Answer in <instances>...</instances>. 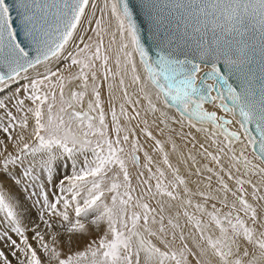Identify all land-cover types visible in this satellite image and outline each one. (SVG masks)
Wrapping results in <instances>:
<instances>
[{"label":"snow or ice","instance_id":"obj_1","mask_svg":"<svg viewBox=\"0 0 264 264\" xmlns=\"http://www.w3.org/2000/svg\"><path fill=\"white\" fill-rule=\"evenodd\" d=\"M89 4L0 0V264H13L10 256L15 264H264V0H141L147 41L136 6L105 0L76 43ZM53 61L64 66L53 70ZM206 104L231 114L239 130ZM150 116L202 133L209 129L197 125L211 126L206 139L216 153L199 145L219 168L203 166L207 191L193 192L173 167ZM137 128L154 141L159 162L140 145ZM187 160L195 167V156ZM21 184L32 189L35 221L13 194Z\"/></svg>","mask_w":264,"mask_h":264},{"label":"bare ground","instance_id":"obj_2","mask_svg":"<svg viewBox=\"0 0 264 264\" xmlns=\"http://www.w3.org/2000/svg\"><path fill=\"white\" fill-rule=\"evenodd\" d=\"M96 3V8L93 9L91 6V0H90V4L88 6V8L86 9V15L83 18V23L80 25L78 33H77V40L76 43H79V34L83 33V30L85 27H94V20L96 18H99L102 13L100 11V9L102 7H104L105 4V0H95ZM89 18H91L92 23L91 25H89L88 21ZM106 27L108 28L109 33L116 31V22L113 18H111L110 12L108 13V15L106 16ZM87 35H94L92 32H88L85 34ZM110 35L105 37V44L107 45L108 40L110 39ZM119 42V36L117 34V45ZM117 45H113V49L115 50V48L117 47ZM68 49L69 50H74V45L72 42L69 43L68 45ZM66 55V53H65ZM59 63L60 67H63V63L62 62H56L53 61V63L51 65H49V67H52L53 70H55V67L57 66V64ZM137 64H138V58H137ZM138 70H140L141 75H143L142 73V69H139V64H138ZM40 71H44V68H40ZM73 71H75V69H73ZM22 76L24 75L23 73L21 74ZM30 76H35L36 75V71L35 70H30L29 73ZM27 81L21 80L19 83H26ZM130 83V81L126 80V84ZM18 86V84L14 83L13 85L10 86L11 91H14L15 88ZM14 87V88H13ZM72 87H74V85H72ZM129 91L131 93H135L136 92V88L135 86H132L129 88ZM11 92H7L6 95H10ZM68 94V89H66V95ZM22 95V93H21ZM105 101H107V96L105 95ZM133 98H136L135 96ZM153 100H155V96L153 95ZM143 104V102H142ZM85 107H86V103H85ZM105 107L107 109V103L105 104ZM162 107V105H161ZM205 108L207 110H214L217 115L222 113L225 115L230 116V118L234 121L232 125L229 126V128L234 129V130H239V125L235 123V119L232 117L231 114H226L223 111H221L219 108L215 107L214 104H206ZM141 114L143 115V108L140 109ZM165 111H167L165 109ZM158 115V114H157ZM170 116H174L176 119H179V114L176 113L174 110L169 112ZM149 122L153 121V117H149ZM132 124H134V121L132 122ZM167 126H165L164 124H158L156 123V125H154V127L158 130L163 129V131L159 133V139L161 140L162 144H166L167 145V149L166 147H164L165 151L169 154V159L173 165V167H178L180 169V174L185 176L186 179L188 180L189 183V187L192 189L193 192L198 191V190H204L207 191L208 189L206 188V185L209 183V181H207L205 179V177H201L203 175V173H206L207 175H210L209 173H207L206 171H204L203 166L206 164L209 167H212L214 170L219 171V168L217 167V165L212 162L210 159H208L205 155H202L201 153L204 151L201 148H198V146L200 145V143H204L205 148L208 149V151H211L213 153H216V147L217 145H213L211 143L210 140L206 139V137L210 134V132L212 131L211 126L209 124H203V125H197V127H204V128H208L209 129V133H202V132H197L195 129L189 128L187 126V123H185V125L183 127H181L180 124H174L172 123L171 120L166 121ZM151 127V126H150ZM140 131V130H138ZM185 134V135H183ZM139 136H141V133H139ZM184 137V138H183ZM191 139H194L195 143H198V145H194L193 143L190 142ZM223 139V137L217 136V143L219 144V142ZM193 141V140H191ZM139 143L140 145H143L146 147L147 151H149V153H151L154 162H159L160 159L158 160L155 156H160V154L158 152H154L152 151L153 147H154V143L152 140H148L146 139V137L144 135L141 136V138H139ZM175 143L176 148L175 150H173L172 148V144ZM197 146V147H196ZM193 147H196V150H193ZM243 144L241 143H237L235 145H233V148L235 149V153L237 155H239L241 149L243 148ZM189 154H191L192 156H195L196 160H195V167H199L201 169V175L197 176V175H193L192 177L190 175V173H194L195 172V167H193V162L191 160H187V157L189 156ZM249 159L253 158V152L251 151V148H248L246 150L245 153ZM140 155V154H139ZM222 155V163L225 165V168H227L228 164H229V160L228 157L223 156ZM141 156V155H140ZM181 160H187V163H181ZM141 162L143 163V155L141 156ZM161 167H164L162 164L160 165ZM133 170L134 168L130 169V171L132 172V175L135 176L133 174ZM153 170H155L153 168ZM165 171L167 172V169L165 168ZM234 175H241V173L243 172V168H241V171L238 173L236 172L235 169L232 170ZM223 175V173H222ZM214 177V176H213ZM227 178V176H226ZM245 178V177H242ZM168 179H171V174L168 173ZM228 180V179H227ZM226 180V181H227ZM253 183H256L258 181H256L254 179V177H252ZM230 186L235 187L234 181H228ZM7 183L10 185L9 181H7ZM134 184H136V181H133ZM154 183V182H153ZM212 183V187L213 188H217L218 186L215 185V183ZM259 183V182H258ZM246 187L248 188L249 192H251V185H246ZM13 194L15 196H17L16 193V189H13ZM261 194H264V190H262ZM166 199V198H165ZM229 199L231 200V197H229ZM251 199V198H250ZM194 202H199L201 200L200 197L198 196H194L193 197ZM252 202V201H251ZM153 206H155V204H153ZM218 206V205H217ZM167 207V205H166ZM219 207V206H218ZM210 208V205H209ZM178 209V202H173V207L171 208V214H175V212ZM190 211H193L192 209H189ZM226 211V209H225ZM167 214V213H166ZM182 224L185 223V218L181 217V221ZM185 232L186 233H192L194 232V229H192L190 226H185ZM31 236V234H30Z\"/></svg>","mask_w":264,"mask_h":264},{"label":"rangeland","instance_id":"obj_3","mask_svg":"<svg viewBox=\"0 0 264 264\" xmlns=\"http://www.w3.org/2000/svg\"><path fill=\"white\" fill-rule=\"evenodd\" d=\"M14 84V83H13ZM12 84V85H13ZM14 88V87H13ZM129 110H131V109H129ZM137 123V121H134V124H133V126L135 125ZM149 125L151 126L150 127V130L152 131V133H153V136H155L156 137V139H159L158 137H159V133H160V131L161 130H158V129H156L155 127H154V125H156V124H154L153 123V121L152 122H149ZM141 127H143V125H141ZM139 129L137 128L136 129V133H137V138H138V140H139V138H141V136L143 135L140 131H138ZM139 133H141V136H139ZM183 135H185V134H183ZM184 138V137H183ZM160 140V139H159ZM191 140H193V141H191ZM190 140V142L191 143H193L194 145H198V143H195L194 141V139H191ZM161 141V140H160ZM153 143H154V141H153ZM162 143V142H161ZM164 145V144H163ZM141 146H143V145H141ZM144 147V149L147 151V149H146V147L145 146H143ZM164 147H166V149H167V145L165 144L164 145ZM197 147V146H196ZM196 147H193V150H196ZM198 148H200L199 146H198ZM149 152V151H148ZM141 156L143 155V153L141 152V153H139ZM150 155H151V153H149ZM152 156V155H151ZM158 160L159 159H161V156H155ZM154 158V157H153ZM136 169H134L133 170V174L135 175L136 174ZM146 171V170H145ZM222 174V173H221ZM194 175V174H193ZM193 175H189V177L191 176H193ZM208 175L206 174V173H203V175L201 176V177H207ZM224 179L225 180H227V178H226V176H224ZM254 179L256 180V181H258L259 180V178L258 177H254ZM212 182L213 183H215V185H217L218 187H219V185L216 183V178L215 177H213L212 178ZM226 182H228V180L226 181ZM259 182V181H258ZM258 182H256V184H258ZM9 183L11 184V181H9ZM229 183V182H228ZM233 186H234V184H233ZM15 189H16V193H17V197L19 198V204H20V207H21V209H23V210H27L29 213H30V215H29V217H28V220H30V221H35L36 220V218H37V216H36V214H37V209H38V205L36 206V207H32V204H33V200L35 199V197H33L32 199H28V193L29 192H31L32 191V189L31 188H29L28 189V191H25L24 190V186H23V184H21V185H19V186H17V187H15ZM251 197L249 196V200H250V202H251V199H250ZM253 202V201H252ZM254 203V202H253ZM218 206H219V204H218ZM167 208V207H166ZM171 210V209H170ZM171 212V211H170ZM30 234H31V232H29V237H31L30 236ZM13 238H15V236H13ZM5 251H7V249L5 248L4 249ZM10 259H12L13 260V264H15V258L14 257H9Z\"/></svg>","mask_w":264,"mask_h":264},{"label":"water","instance_id":"obj_4","mask_svg":"<svg viewBox=\"0 0 264 264\" xmlns=\"http://www.w3.org/2000/svg\"><path fill=\"white\" fill-rule=\"evenodd\" d=\"M7 2L11 5L13 3V0H7ZM140 2H141V0H129L130 5L136 6L134 8V17L137 19L138 25H142V27H141L142 39L147 41V37L149 35V33H148V22H147V17L145 15L143 9H141L139 7ZM12 16L15 19V17H16L15 11L12 12ZM15 27H16V30L19 32V25L16 24ZM19 39L21 41L24 40V37L22 34L19 36ZM209 111H214V110L210 109ZM217 116L224 117L225 119H231L230 116L222 114V113L218 114ZM231 130H234V129H231ZM253 134H255V133L253 132ZM256 148H258V145L256 146ZM251 151L253 152V148H251Z\"/></svg>","mask_w":264,"mask_h":264}]
</instances>
